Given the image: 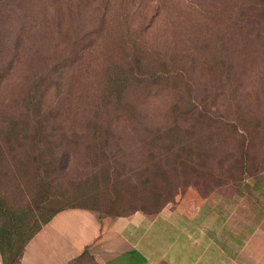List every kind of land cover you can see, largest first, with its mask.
<instances>
[{
	"label": "rangeland",
	"instance_id": "1",
	"mask_svg": "<svg viewBox=\"0 0 264 264\" xmlns=\"http://www.w3.org/2000/svg\"><path fill=\"white\" fill-rule=\"evenodd\" d=\"M125 1L129 15L118 17L119 0H74L59 9L45 0H5L14 8V39L33 24L17 39L18 61L0 81V241L8 253L22 252L44 221L74 209L97 212L102 221H173L193 192L200 197L193 206H204V244L224 246L230 221L246 228L264 215L251 190L264 169V0ZM121 27L133 37L122 38ZM97 28H112L96 51L106 44L110 65L129 68L135 38H145L153 52L144 69L164 71L165 89L141 93L130 86L126 98L134 105L139 97L144 101L135 116L98 110L109 63L96 53L81 59L61 87L62 115L69 119L65 130L56 131L78 132L70 121L97 115L111 125L103 132L110 139L91 151L73 145L55 170L49 162L57 150L36 137L34 124L26 127L34 117L21 111L25 63L54 55L59 42L63 51L59 31L89 34Z\"/></svg>",
	"mask_w": 264,
	"mask_h": 264
},
{
	"label": "crops",
	"instance_id": "2",
	"mask_svg": "<svg viewBox=\"0 0 264 264\" xmlns=\"http://www.w3.org/2000/svg\"><path fill=\"white\" fill-rule=\"evenodd\" d=\"M263 179L264 173L251 189L259 211H264ZM199 198L188 194L173 221L171 216L160 222L102 221L93 211L61 212L25 244L16 264H264V215L246 228L230 221L226 246L216 240L204 244V206H193ZM5 262L0 250V264Z\"/></svg>",
	"mask_w": 264,
	"mask_h": 264
},
{
	"label": "trees",
	"instance_id": "3",
	"mask_svg": "<svg viewBox=\"0 0 264 264\" xmlns=\"http://www.w3.org/2000/svg\"><path fill=\"white\" fill-rule=\"evenodd\" d=\"M72 1L74 0H45V2L42 3H49L52 8L58 7L59 9L60 4H70ZM119 1L122 10L118 17L129 15V12H127V9L124 7L126 1ZM29 4L31 3L26 1L23 6L28 7ZM23 6L22 9H25ZM13 11L14 8H11L9 3L5 2V0H0V81L11 74L13 71V64L18 61V54L15 46L17 39L24 36L23 33L25 36L29 35L30 32H27V30L29 29L30 31L33 28L32 23L22 27L20 37L14 39L13 36H15L17 25ZM25 11L27 12V9ZM44 13L47 14L46 12ZM105 29L106 28L98 30L97 28L96 31L90 32L89 34L73 32L72 35H69L68 31L67 33L59 31V37L62 39L61 43L65 45L63 51V45L59 44V42L58 45L61 50L57 51V48H55L54 55L40 56V58L33 60L34 64L31 65L28 62L25 63L27 71L22 82L21 99L19 100L21 111L34 117L33 120H28L25 123L26 127L28 128L30 123L34 124L35 127L33 128L36 129V137L41 139V142L46 140L52 145V148L57 150L50 156L52 161L49 162L55 170H58L57 168L61 165L60 158H62V153L70 154L69 150L73 151V145L83 144L82 147L91 151L109 142V135L107 134L106 136L103 132L107 131L108 133V129L111 128V125L102 123L101 118L97 115L87 116L83 118L81 122L70 121L71 125L77 124L80 126L78 132L71 134L59 132L65 130L63 128L64 123L69 119V117L66 116L67 113L64 114V116L62 115L63 105L60 100L62 92L61 87L65 82H68V69L78 64L81 59L84 61L89 60L96 54L98 58L100 52L96 51L97 47L100 45L99 41L105 42V39H107L109 35H112V28H110L109 31ZM120 36L129 39L133 37L127 27L120 28ZM148 44L149 42L146 41L145 38H135L133 60L130 62L129 68L119 66V64L110 65L111 50L104 44V49L100 54L101 59L99 61L102 63H105V61L109 63L103 71L105 77L109 78L104 88L103 95L97 101L98 110L110 108L112 111H124L135 116L138 115L139 106L140 104L142 105L144 101L139 97V100H135L136 103L134 105L126 98L130 86L141 90V93L147 91L151 93V91L157 92L165 89L164 82L167 80L166 78H168V75L164 71L144 69L146 63L149 62L148 55L153 52L148 51L152 50ZM124 45H126V41ZM120 47L124 50L123 46ZM116 48L117 46L113 47L112 52H114ZM87 53H89L90 56ZM162 66L164 65H160V67ZM176 110H181V108L177 106ZM123 116L128 117V115ZM57 129L59 131H56ZM89 135H91V137H89ZM263 172L264 169H261L255 175L260 176ZM93 182L94 185L100 186V179L96 173L93 175ZM173 194L177 195L178 190H175ZM174 195L168 197L164 204L171 202ZM50 220L51 218H48L44 221V224ZM40 228L41 226L34 231L33 235L37 233ZM11 242H13V239H11ZM0 243L4 261L5 259L7 261L5 264H16L21 252L13 254V248H10L9 250L11 253H8L5 249L6 245L8 246L6 241H4L5 244H3V241H0Z\"/></svg>",
	"mask_w": 264,
	"mask_h": 264
}]
</instances>
